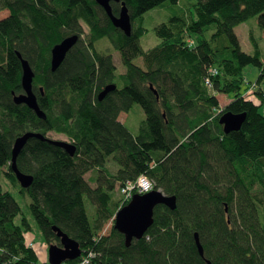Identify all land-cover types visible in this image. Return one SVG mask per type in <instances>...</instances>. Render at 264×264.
<instances>
[{"label": "trees", "instance_id": "trees-1", "mask_svg": "<svg viewBox=\"0 0 264 264\" xmlns=\"http://www.w3.org/2000/svg\"><path fill=\"white\" fill-rule=\"evenodd\" d=\"M179 1L113 0L115 15L123 3L129 9L127 35L97 0H0V12H10L0 21V264H50L27 237L40 233L47 244H61L54 226L82 249L65 264H83L91 252L93 264H264V90L257 88L264 56L252 26L253 53L235 30L254 17L264 29V0H186L194 11L158 25L159 42L144 49V14ZM76 34L53 70V47ZM105 41L110 48L101 47ZM20 55L36 74L33 89L46 119L14 100L24 92ZM248 66L259 69L256 82L248 80ZM109 84L117 88L100 100ZM219 94L231 96L223 107ZM136 103L146 113L138 133L120 118ZM227 111L248 114L241 129L225 132L220 118ZM28 131L64 134L76 152L30 138L17 159L34 178L23 187L12 169L13 148ZM143 175L154 189L176 195L177 207L158 205L153 225L128 246L115 217L132 199L123 188ZM12 188L29 196L33 222Z\"/></svg>", "mask_w": 264, "mask_h": 264}, {"label": "water", "instance_id": "water-1", "mask_svg": "<svg viewBox=\"0 0 264 264\" xmlns=\"http://www.w3.org/2000/svg\"><path fill=\"white\" fill-rule=\"evenodd\" d=\"M112 1L113 0H97V2L107 11L114 25L122 29L127 35H131L133 24L128 7L125 3H123L120 14L115 15L111 4ZM78 40L79 36L77 34L72 35L65 38L53 47V70H56L61 66L67 54L78 42ZM20 57L22 58L23 65L22 84L24 92L21 94H16L14 96V100L18 104H27L30 108L36 111L39 117L46 119L47 114L41 109L38 102V97L33 89V82L36 74L29 60L23 58L21 55ZM116 88V84L107 85L100 93V100H102L109 92L115 90ZM247 116L248 114L246 112L237 114L227 111L221 116L220 123L224 125L225 132L230 133L231 131L241 129L243 123L247 119ZM32 137L48 140L49 142L64 148L72 156H74L76 152V145L69 141L53 139L36 131L25 132L15 141L12 162V169L23 187H29L32 184L34 178L32 175L25 174L19 170L17 159L28 140ZM161 204L167 205L171 209H175L177 207L176 195L166 194L160 189H153L146 193H136L132 199L117 212L115 217V228L125 235L126 244L128 246L132 244L134 239H141L144 237L148 229L154 223L155 208ZM54 230L60 237L61 244L49 245L50 264H65L68 260L77 259L82 255L80 243L76 239L65 233L58 226H54ZM196 243L201 255L204 256V247L197 233Z\"/></svg>", "mask_w": 264, "mask_h": 264}, {"label": "rangeland", "instance_id": "rangeland-1", "mask_svg": "<svg viewBox=\"0 0 264 264\" xmlns=\"http://www.w3.org/2000/svg\"><path fill=\"white\" fill-rule=\"evenodd\" d=\"M189 9H192V11H194V7H192L189 2H187L186 0H180L177 4L166 3L164 5L157 6L147 11L143 17V25L147 28V32L142 36L140 40L143 48L149 49L155 46L159 42V37L156 32V27L158 25H160L163 22L170 21V19L174 15L190 14ZM9 15H10L9 10L1 11L0 21L4 18H7ZM251 26L254 28V33L257 38V41L260 44L262 56H264V29L260 27L257 17L250 19L248 22L241 23L239 27L237 28L239 38L241 39V45L245 51L249 53H253L254 47H253V44L249 36V29ZM86 30L88 31L87 25H86ZM110 46H111L110 43L106 41L103 42L101 45L102 48H110ZM114 57H115V63L117 64V67H118V71L119 72L124 71V67L122 65L119 53L116 52ZM137 63L142 64L143 58L142 57L138 58ZM259 74H260V71L257 67L248 66L246 68V76L248 80L252 82L257 81ZM259 87L264 90V80L261 82L260 86L258 85L257 88L259 89ZM221 98L222 100L220 102H221V106L223 107L228 103V100L231 99V96L223 97V95H221ZM255 100L257 101V103H261V99L255 98ZM260 112L264 115V103L260 108ZM145 117H146V113H145L144 108L142 107L141 104L136 103L129 113L122 112L120 118L123 122H127L126 124L130 127V129L133 132L138 133L140 125L142 121L145 119ZM48 136L53 139L66 140V141L72 142L71 139L67 137L66 135L59 134L54 131L49 132ZM111 167L115 169V166L113 164H111ZM91 177H92V172H88L86 174V178L90 179ZM3 184H4L5 189H8L9 187H11L10 182L5 178L3 179ZM92 185L95 186V183L92 182ZM12 191L14 192L15 197L21 203L23 213L30 219L31 222H33V218H32V215L28 207V204L30 201L29 196L23 197V195L19 193L17 189L15 188H12ZM89 211L91 214L95 211L93 205L91 204H89ZM27 241L29 245L31 242L35 244L34 245L35 249L37 250L40 261L42 263H45V260H46V263L49 262V255L43 258L44 249L42 250V246H44L48 252L49 244H47L44 241L40 233H36V236L33 235V238L31 237L27 238Z\"/></svg>", "mask_w": 264, "mask_h": 264}, {"label": "built area", "instance_id": "built-area-1", "mask_svg": "<svg viewBox=\"0 0 264 264\" xmlns=\"http://www.w3.org/2000/svg\"><path fill=\"white\" fill-rule=\"evenodd\" d=\"M217 71H215L214 70V74L216 73ZM207 83L209 84V85H211L212 84V82H211V79L210 78H208L207 79ZM255 87V85L253 84L252 86H251V89H250V91H252L253 90V88ZM145 185H148L149 187L147 188V190H145ZM154 189V183L152 182V180L151 179H149V177H147V176H141L139 179H138V181L136 182V183H129L126 187H124L123 188V193L127 196V198L129 199V198H131V197H133V195H134V190H138L139 191V193H146V192H149V191H151V190H153ZM34 243L33 242H31L30 243V246L31 247H34ZM95 257V254L94 253H89L87 256H84L83 257V264H93L92 263V258H94Z\"/></svg>", "mask_w": 264, "mask_h": 264}, {"label": "crops", "instance_id": "crops-1", "mask_svg": "<svg viewBox=\"0 0 264 264\" xmlns=\"http://www.w3.org/2000/svg\"><path fill=\"white\" fill-rule=\"evenodd\" d=\"M239 27V25L235 28V30H236V33L238 34V31H237V28ZM238 36H239V34H238ZM240 41H241V39H240ZM221 95H223V97H227L226 95H224V94H220L219 96V98H220V100L222 99L221 98ZM230 101V99L228 100V102ZM34 236H36V235H34ZM29 237H31V238H33V234H28V237L27 238H29ZM35 247V246H34ZM44 249V250H43ZM42 250H43V258H45V257H47L48 256V252H47V250L45 249V247L44 246H42ZM37 251V250H36ZM45 263H46V260H45ZM48 263V262H47Z\"/></svg>", "mask_w": 264, "mask_h": 264}, {"label": "clouds", "instance_id": "clouds-1", "mask_svg": "<svg viewBox=\"0 0 264 264\" xmlns=\"http://www.w3.org/2000/svg\"><path fill=\"white\" fill-rule=\"evenodd\" d=\"M144 187H145V190H147V188H148L149 186H148V185H145Z\"/></svg>", "mask_w": 264, "mask_h": 264}, {"label": "bare ground", "instance_id": "bare-ground-1", "mask_svg": "<svg viewBox=\"0 0 264 264\" xmlns=\"http://www.w3.org/2000/svg\"><path fill=\"white\" fill-rule=\"evenodd\" d=\"M121 74V73H120ZM99 98H100V96H99ZM156 189V188H155ZM136 192V191H135ZM48 255H49V251H48Z\"/></svg>", "mask_w": 264, "mask_h": 264}]
</instances>
